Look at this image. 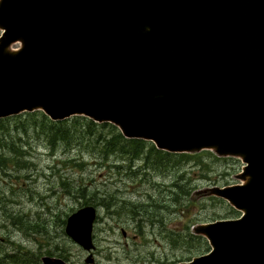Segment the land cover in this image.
Listing matches in <instances>:
<instances>
[{
    "label": "water",
    "instance_id": "1",
    "mask_svg": "<svg viewBox=\"0 0 264 264\" xmlns=\"http://www.w3.org/2000/svg\"><path fill=\"white\" fill-rule=\"evenodd\" d=\"M0 30V119L85 116L240 158L242 183L196 193L242 214L194 226L210 250L179 264H264V0H0ZM95 218L86 205L65 225L87 252Z\"/></svg>",
    "mask_w": 264,
    "mask_h": 264
},
{
    "label": "rangeland",
    "instance_id": "2",
    "mask_svg": "<svg viewBox=\"0 0 264 264\" xmlns=\"http://www.w3.org/2000/svg\"><path fill=\"white\" fill-rule=\"evenodd\" d=\"M40 113L36 120L19 114L0 132V154L8 158L0 164V256L25 252L69 264H176L209 250L203 237L191 240L194 225L240 215L222 199L195 194L239 183V159L206 150L157 165L152 153L146 160L144 148L130 160L125 153L104 152V141L96 136L110 137L112 131L88 127L85 120L71 123L76 131L68 143L51 145L41 131ZM177 186L187 194H179ZM87 204L97 212L92 263L65 233L68 216Z\"/></svg>",
    "mask_w": 264,
    "mask_h": 264
},
{
    "label": "trees",
    "instance_id": "3",
    "mask_svg": "<svg viewBox=\"0 0 264 264\" xmlns=\"http://www.w3.org/2000/svg\"><path fill=\"white\" fill-rule=\"evenodd\" d=\"M38 113H39L38 111H35L32 113H25V115H28L34 118V120H36ZM40 114H41L40 115L41 131L43 134L47 136L48 142L51 145H53L57 141H63L68 143L70 139L73 137L74 132L76 131V129L71 126V123H74V125H76V124H80L81 120H85L86 125L88 127H94V126H101L103 128L109 127V129L112 131L110 137H103L100 134L96 136V139H98L99 137L103 139L104 148L106 150V151L104 150V152H113V153H118L120 155L122 153H125V155L129 157L130 160H134V159H138L144 153V148H145L148 149L145 155L146 160L149 161V157L151 156L152 153L154 154L152 163L157 165H162L165 158L167 159V161H169L170 158H175L174 160L176 162H180L190 157V155L188 154H170V153L162 152L155 149V147L151 144L147 148L146 142L142 140H137V139L127 140L123 138V136L120 134V132L117 130L115 126L109 123L96 124L93 121L78 116L61 121H50L45 115H43L42 113ZM11 118H16V116L0 119V132L6 130L7 128L6 122H8ZM0 142H4L1 136H0ZM19 155H22V153L19 152V154L16 155V157L18 158ZM191 156H198V155H191ZM7 160H8L7 156L0 154V164ZM177 189L180 191L179 194H182V196L187 194V190L183 186H177ZM179 194H176V197L174 199L176 202H179L180 200V198H178ZM193 239L194 237H191V240ZM186 242L187 241L184 240L183 245H185ZM176 244H178V241L173 242V245ZM24 259L29 264L32 263L41 264L40 256L37 255L28 256L25 252H23V254L21 255L5 252L0 256V263L3 261H9L13 263H17L19 261L24 262Z\"/></svg>",
    "mask_w": 264,
    "mask_h": 264
}]
</instances>
